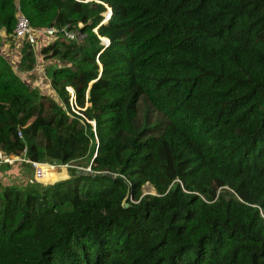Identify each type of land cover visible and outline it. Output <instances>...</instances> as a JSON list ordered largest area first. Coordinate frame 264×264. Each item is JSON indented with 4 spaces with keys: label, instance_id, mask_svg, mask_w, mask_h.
<instances>
[{
    "label": "trees",
    "instance_id": "obj_1",
    "mask_svg": "<svg viewBox=\"0 0 264 264\" xmlns=\"http://www.w3.org/2000/svg\"><path fill=\"white\" fill-rule=\"evenodd\" d=\"M0 32V151L92 172L0 182V264H264V0H0Z\"/></svg>",
    "mask_w": 264,
    "mask_h": 264
},
{
    "label": "rangeland",
    "instance_id": "obj_2",
    "mask_svg": "<svg viewBox=\"0 0 264 264\" xmlns=\"http://www.w3.org/2000/svg\"><path fill=\"white\" fill-rule=\"evenodd\" d=\"M83 36L81 34H78L77 37V41L80 42L82 40ZM43 42V40H39L38 45ZM20 45L19 42H17L16 39L12 40V42H9L5 36L3 32H0V50L2 51V53L11 61L12 65L17 68V65L19 63V56H20ZM34 52L36 54V64L33 67L32 70H30L29 72H24L23 76L25 77L26 81L30 84V85H34L36 87H38L41 91H45L49 93L48 90V82L46 81V72H45V68H46V63L42 62L41 57L39 56V49L35 48ZM52 63H55L54 61H52ZM72 91L71 89H69V92ZM51 93V92H50ZM49 93V94H50ZM71 93V92H70ZM16 165V164H15ZM21 166H26L29 167L31 170V174L29 173V170L27 168L21 167L22 168V173L16 172V170L13 169H17V167H14L13 169H10V173H7L6 178L4 179V177L0 180L1 183L3 182H16V183H21L24 181H28L32 180L34 181H38L37 183L43 184V185H49V184H53L62 180H67L69 179V177H71L70 174V170L72 169H78L81 167H75L72 165H51V164H45V167H47L46 169V173L44 175L43 179H36L35 177H33V169L31 168L30 165L28 164H21ZM12 167V166H9ZM20 168V167H19ZM88 169V168H85ZM18 173V174H16ZM22 175H27L29 176L26 179L22 180ZM36 180H35V179ZM36 183V182H35ZM31 184V183H29ZM142 193L143 195H155V191L153 190V188L146 184L142 187Z\"/></svg>",
    "mask_w": 264,
    "mask_h": 264
},
{
    "label": "built area",
    "instance_id": "obj_3",
    "mask_svg": "<svg viewBox=\"0 0 264 264\" xmlns=\"http://www.w3.org/2000/svg\"><path fill=\"white\" fill-rule=\"evenodd\" d=\"M60 31L55 28H47L45 30H42V34L47 35L48 37L55 36V34H58ZM39 33V31L34 30L30 25L28 20L23 16V14L18 9L17 11V19L16 24L14 28V37L16 39H24L26 40L30 45H35L36 42V36ZM79 33H64L65 36L68 37L70 40H77ZM83 39V38H82ZM105 41V40H103ZM107 43V42H106ZM69 90V89H68ZM72 93V91H70ZM15 164H28L33 169V177L36 179H43L44 175L46 173L47 167H45V164H40L36 162H31L25 157V152L22 156H9L2 151H0V165H7V166H13ZM34 178V179H35ZM35 179V180H36ZM30 183H37L38 181H32L29 180Z\"/></svg>",
    "mask_w": 264,
    "mask_h": 264
},
{
    "label": "water",
    "instance_id": "obj_4",
    "mask_svg": "<svg viewBox=\"0 0 264 264\" xmlns=\"http://www.w3.org/2000/svg\"><path fill=\"white\" fill-rule=\"evenodd\" d=\"M109 17H110V10H109V13L105 16L106 20L103 22V24L106 23V21L109 19ZM105 42L108 43V41H106V40H105ZM72 174H75V175H78V176H89V175L92 174V172H91V170L89 168L88 169L78 168V169L72 170L71 176H72ZM101 177H107V178L111 179V178H113V175L110 174V173L104 172V173L101 174ZM126 200H127V197L124 199V201L122 203V207L123 208H127L128 207V205L126 204Z\"/></svg>",
    "mask_w": 264,
    "mask_h": 264
},
{
    "label": "crops",
    "instance_id": "obj_5",
    "mask_svg": "<svg viewBox=\"0 0 264 264\" xmlns=\"http://www.w3.org/2000/svg\"><path fill=\"white\" fill-rule=\"evenodd\" d=\"M18 166V167H17ZM14 167H17V169H13ZM20 167V168H19ZM21 167H24V168H27L29 170V173L31 174V170L29 167H26V166H21V164H16V165H13L12 167H9L7 165H0V180L4 177V179L6 178L7 176V173L9 174L10 173V169L12 168L13 170H16V172H19V173H22V168ZM6 170H7V173H6ZM18 174V173H16ZM29 176L27 175H22V180L23 179H26L28 178Z\"/></svg>",
    "mask_w": 264,
    "mask_h": 264
}]
</instances>
